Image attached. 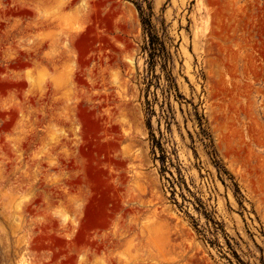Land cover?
<instances>
[{
    "label": "rangeland",
    "instance_id": "obj_1",
    "mask_svg": "<svg viewBox=\"0 0 264 264\" xmlns=\"http://www.w3.org/2000/svg\"><path fill=\"white\" fill-rule=\"evenodd\" d=\"M0 264H264V0H0Z\"/></svg>",
    "mask_w": 264,
    "mask_h": 264
},
{
    "label": "trees",
    "instance_id": "obj_2",
    "mask_svg": "<svg viewBox=\"0 0 264 264\" xmlns=\"http://www.w3.org/2000/svg\"><path fill=\"white\" fill-rule=\"evenodd\" d=\"M138 9H139V8H138ZM146 24L149 25V24H150L149 21H147ZM149 44H151L152 47L154 46V41H153V38H152L151 34H150V41H149ZM152 55H153V53H151V56H152ZM169 85H170V84H169ZM171 86H172V84H171ZM153 140L155 141V145H156V147H159V149H161L159 143H158L155 139H153ZM158 145H159V146H158ZM154 147H155V146H154ZM159 157H160V158H159L160 161H162V165H164V164H163V161H164L165 157H164L163 153H162Z\"/></svg>",
    "mask_w": 264,
    "mask_h": 264
}]
</instances>
